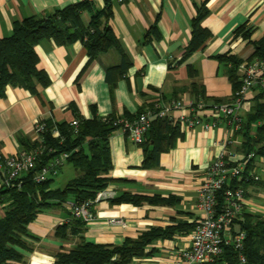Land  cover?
Segmentation results:
<instances>
[{
  "label": "crops",
  "instance_id": "crops-1",
  "mask_svg": "<svg viewBox=\"0 0 264 264\" xmlns=\"http://www.w3.org/2000/svg\"><path fill=\"white\" fill-rule=\"evenodd\" d=\"M84 1L0 0V41L13 34L18 21L45 17ZM88 2L81 13L83 25L91 26L94 15L99 14L100 26L112 29L117 44L90 59L79 40L68 45L53 39L41 41L36 46L38 69L46 73L50 83L38 84L35 93L9 86L0 98V155L13 156L26 151L29 144L41 143L35 131L38 121L70 124L77 117L133 121L156 102H231L236 87L220 57L231 56L245 63L254 58L257 45L264 42V0H112L110 17L105 14L106 0ZM200 11L207 12L201 24L210 37L187 57L193 22ZM238 74L241 76L240 71ZM257 106H264V93L259 88L248 95L241 110L246 124ZM262 124L260 121L250 126L252 139H256ZM178 125L181 130L169 135V143L148 165L144 148L132 143L124 131L116 130L109 139L111 168L105 190L113 195L111 199L127 194L158 202L136 206L113 204L109 199L97 203L95 220L79 226L77 234H71L65 242L59 240L56 230L74 221L71 211L63 206L48 209L29 226L30 236L25 239L28 247L18 249L23 259L15 264H55L59 253L82 240L119 247L152 229L167 233L130 264L178 263L181 253L190 248L193 229L202 216L197 207L199 189L208 168L224 152L227 161L238 164L249 150L246 130L234 135L225 146L230 136L223 123L212 131L201 127L188 131ZM63 169L74 178L78 176L71 165L65 164L60 173ZM251 169L261 180L248 185L246 207L239 221L247 216L264 219V158L256 157ZM116 218L123 219L127 227L109 223ZM238 222L225 234L228 241L240 230Z\"/></svg>",
  "mask_w": 264,
  "mask_h": 264
},
{
  "label": "trees",
  "instance_id": "trees-1",
  "mask_svg": "<svg viewBox=\"0 0 264 264\" xmlns=\"http://www.w3.org/2000/svg\"><path fill=\"white\" fill-rule=\"evenodd\" d=\"M106 1L108 7L105 14L110 17L112 0ZM88 6L89 2L85 0L45 17H29L15 23L13 34L0 41V98L6 95L9 86L24 87L35 93L38 84L47 86L50 83L46 73L38 69L39 57L36 46L43 40L53 39L60 45H68L79 40L86 46L90 59L107 52L117 44L112 29L100 26L99 14L94 15L91 26L87 28L83 25L81 13ZM206 14L207 12L200 11L193 22L192 39L186 48L187 57L202 48L210 37V32L201 24ZM248 36L249 34H246V37ZM256 59L264 60V42L257 45L254 58L247 62ZM220 60L229 67V76L236 87L235 94L241 86L238 71L243 62L226 55L221 56ZM259 89L264 93V89ZM109 118L110 121L105 122L103 118L85 120L77 117L79 121L77 128L72 127L71 123L42 121L46 125V131L41 136L43 141L31 146L29 144L26 149V151L42 149L35 169L19 179L22 183L20 188L1 191L0 264H15L22 261L23 255L18 249L28 247L25 239L30 236L29 226L40 214L53 207L63 206L69 198H74L78 202L95 199L99 191L106 189L109 183L106 176L111 168L108 144L110 136L117 130L112 125V120L116 118ZM260 121L264 122V106L255 108V114L247 124L243 119L242 129L237 134L246 130V136L249 137L248 154L254 153L256 157L264 158V124L258 127L256 139L250 137V126ZM176 129H180V126L172 125L169 120L159 119L153 123L140 146L144 148L146 165L156 161L164 144L169 143L170 140H167L170 138L169 135ZM55 131H58L57 136L54 134ZM257 145L259 147H256ZM62 154H69L66 165H71L78 172V176L64 189L51 187L55 179L41 184L36 183L35 175ZM249 168L251 169L252 165ZM238 184H242L245 189L249 185L238 183L236 180L231 183L232 186ZM224 192L225 190L219 196V206H223ZM111 201L113 204L131 203L139 206L142 202H158V199L126 194ZM243 215L244 213L242 217ZM239 220H236L235 224ZM238 223L240 230L246 233L242 252L248 264H264V219L247 216L244 221L241 219ZM85 225L81 220L74 219L70 224L58 226L56 236L59 240L68 241L71 234H77L79 226ZM164 233L167 232L152 229L141 238L127 240L119 247L97 245L82 240L74 248L59 253L55 264H130L134 259L144 256L148 245L161 238ZM239 256L240 252L236 250L235 245L227 244L223 246V254L218 263L240 264Z\"/></svg>",
  "mask_w": 264,
  "mask_h": 264
},
{
  "label": "built area",
  "instance_id": "built-area-1",
  "mask_svg": "<svg viewBox=\"0 0 264 264\" xmlns=\"http://www.w3.org/2000/svg\"><path fill=\"white\" fill-rule=\"evenodd\" d=\"M123 3L125 0H118ZM241 73V86L236 91L231 102L207 103L204 101L184 102L182 100L172 101L164 104L156 102L148 106L138 118L133 121L118 118L112 120V125L117 130L124 131L132 143L141 146L145 135L152 128L156 120H169L171 123L181 124L188 131H194L201 127L206 131H212L221 123L229 129L226 142L230 144L232 137L236 135L243 126L241 110L244 107L248 95L257 88L264 89V60L256 59L253 62L242 63L239 67ZM109 117L103 121H110ZM71 126L77 128L79 121L74 120ZM35 131L41 137L46 131V125L42 121L35 123ZM58 135V131L54 133ZM43 141L42 138H40ZM42 149L22 151L13 156L0 157V199L1 191L18 187L19 182L25 174L33 171ZM256 158L250 153L238 163L232 164L226 160L225 152L216 159L208 168L205 181L199 189L198 210L202 216L197 221L191 236V246L181 253L180 261L173 264H219V258L223 254V246L229 241L233 242L237 251L240 252V264H248L243 255L246 233L238 230L234 232L232 239L228 241L226 233H230L236 220H239L246 207V189L242 184L232 186V181L244 184L259 183L261 178L249 167ZM69 154H62L55 158L49 165L35 175L38 184L59 176L61 169L65 166ZM227 187V189H225ZM223 193V206H219V196ZM113 195L102 190L96 194L95 199L82 202L67 201L63 207L71 211L74 219L90 224L96 218L94 206L102 201L109 200ZM111 225L127 227L123 219L116 218L109 221Z\"/></svg>",
  "mask_w": 264,
  "mask_h": 264
},
{
  "label": "rangeland",
  "instance_id": "rangeland-1",
  "mask_svg": "<svg viewBox=\"0 0 264 264\" xmlns=\"http://www.w3.org/2000/svg\"><path fill=\"white\" fill-rule=\"evenodd\" d=\"M73 178H74V175H71L68 171L63 169L62 173H60L59 176L55 178V181L53 182L51 187L53 189H56V188L64 189L68 181ZM0 212H1V208H0Z\"/></svg>",
  "mask_w": 264,
  "mask_h": 264
}]
</instances>
